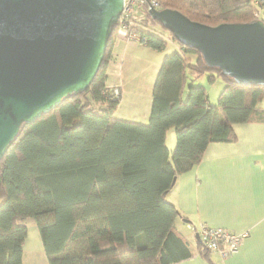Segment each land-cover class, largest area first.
I'll list each match as a JSON object with an SVG mask.
<instances>
[{
	"label": "trees",
	"instance_id": "trees-1",
	"mask_svg": "<svg viewBox=\"0 0 264 264\" xmlns=\"http://www.w3.org/2000/svg\"><path fill=\"white\" fill-rule=\"evenodd\" d=\"M156 1L159 10L208 26L264 22L255 16L264 0ZM131 20L150 49L178 45L156 76L148 121L115 115L122 90L119 98L113 95L107 73L120 40L117 23L90 87L24 125L0 161V264H23L28 219L37 225L49 264H177L192 258L175 228L180 212L167 194L210 144L237 140L234 125L264 121V86L240 85L209 67L144 7ZM202 76L210 84L224 80L216 104L203 85L187 84ZM170 130L175 148L167 145ZM197 244L211 263L212 252Z\"/></svg>",
	"mask_w": 264,
	"mask_h": 264
},
{
	"label": "water",
	"instance_id": "water-1",
	"mask_svg": "<svg viewBox=\"0 0 264 264\" xmlns=\"http://www.w3.org/2000/svg\"><path fill=\"white\" fill-rule=\"evenodd\" d=\"M123 9L124 0H0V161L24 125L90 87ZM151 16L209 67L264 86L262 20L208 26L171 9Z\"/></svg>",
	"mask_w": 264,
	"mask_h": 264
},
{
	"label": "crops",
	"instance_id": "crops-1",
	"mask_svg": "<svg viewBox=\"0 0 264 264\" xmlns=\"http://www.w3.org/2000/svg\"><path fill=\"white\" fill-rule=\"evenodd\" d=\"M135 46L117 40L108 68L107 86L118 84L122 97L124 90L119 70ZM172 49L176 51L178 45ZM138 60L135 57L131 63L138 64ZM148 101L150 104L141 118L132 120L148 121L152 94ZM260 107L264 109V102ZM234 131L235 142L210 144L200 163L179 175L167 194L166 199L180 212L175 228L188 242L192 253V258L177 264H264V121L236 124ZM202 224L223 227L234 233L247 232L249 236L238 253L227 259L211 253L210 263L200 255L194 231ZM28 230L23 246V264H37L34 258L26 263V253L32 257L42 255L45 264H49L37 225L32 236Z\"/></svg>",
	"mask_w": 264,
	"mask_h": 264
},
{
	"label": "rangeland",
	"instance_id": "rangeland-1",
	"mask_svg": "<svg viewBox=\"0 0 264 264\" xmlns=\"http://www.w3.org/2000/svg\"><path fill=\"white\" fill-rule=\"evenodd\" d=\"M261 18H264V9L261 13ZM157 29L160 31L159 28ZM131 44L136 45V48L129 52L132 56L130 55L124 59L123 68L119 70L122 80L121 83H123L124 94L121 106L115 114L118 118H126L129 120L137 117L141 118V115L144 111H146L148 104H150L148 99L151 98L153 85L162 64V60L167 54H171L173 52L172 48L175 45L172 42L165 50L155 51L150 48H146L145 46L140 47V44ZM141 49L146 52L144 53ZM135 57L140 59L136 61L139 65L131 63ZM119 71L117 70V72ZM187 84L203 85L207 89L208 101L211 104H216L225 82L222 78H219L214 83L210 84L207 80V76H202L194 81H188ZM116 86L119 85L117 84ZM167 145L169 148H175L176 135L174 130H170L168 132ZM25 224L30 229V236H32L34 227L36 226L34 220L28 219L25 221ZM25 258L26 263L34 258L37 264H45V260L42 255H33L32 257L29 253H26Z\"/></svg>",
	"mask_w": 264,
	"mask_h": 264
},
{
	"label": "built area",
	"instance_id": "built-area-1",
	"mask_svg": "<svg viewBox=\"0 0 264 264\" xmlns=\"http://www.w3.org/2000/svg\"><path fill=\"white\" fill-rule=\"evenodd\" d=\"M140 7H144L151 15L153 10H159V3L156 0H124V9L118 20V36L120 40L127 43L146 44L145 37H141L132 31L133 24L131 17L136 9ZM255 16L260 17L261 11L256 12ZM111 91L116 98L121 96L119 86H113ZM194 231L196 236L199 237V241L197 242L203 249L217 253L223 259H227L238 253L245 239L249 236L247 232L234 233L223 227H209L206 224L200 225Z\"/></svg>",
	"mask_w": 264,
	"mask_h": 264
}]
</instances>
